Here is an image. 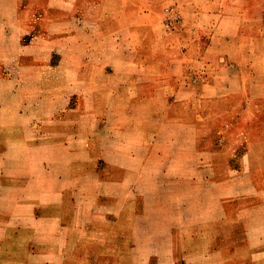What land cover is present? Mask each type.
Listing matches in <instances>:
<instances>
[{"label":"crops","instance_id":"obj_1","mask_svg":"<svg viewBox=\"0 0 264 264\" xmlns=\"http://www.w3.org/2000/svg\"><path fill=\"white\" fill-rule=\"evenodd\" d=\"M202 1L0 0V259L264 264V14Z\"/></svg>","mask_w":264,"mask_h":264},{"label":"rangeland","instance_id":"obj_2","mask_svg":"<svg viewBox=\"0 0 264 264\" xmlns=\"http://www.w3.org/2000/svg\"><path fill=\"white\" fill-rule=\"evenodd\" d=\"M159 2H160V5H158V14L160 15L159 24L164 30L169 31V32H172L178 29L182 25L185 14L191 13L193 8L198 7L197 5H199L201 9H205L207 11L209 9L208 8L209 5L204 3L202 0H158V3ZM245 7H246L245 8L246 13L248 11L252 13H263L264 14V0H247ZM64 27H65L64 20H59V19L56 25L54 26V28L58 31L63 30ZM26 38H24L23 41H25ZM56 54L54 55V60L55 58L57 59ZM251 104L252 106L254 105V107H256L257 102L254 101ZM232 106L238 107L239 101H234ZM218 136H217L218 139H222L221 135L219 137ZM76 236L81 238L85 242L84 245H86V237H85L86 234L81 235L80 233H77ZM4 245L5 246L3 247V249L7 253L6 255L7 257L0 259V264H20L19 260L21 259L19 258L20 256L19 252L17 250L12 252V249H13L12 244H9V245L4 244ZM17 246L19 245H16V247ZM73 251L75 250L73 249ZM12 255H16V258H14ZM24 262L29 264L31 260L25 259ZM72 264H80V261H76L75 259H73Z\"/></svg>","mask_w":264,"mask_h":264},{"label":"built area","instance_id":"obj_3","mask_svg":"<svg viewBox=\"0 0 264 264\" xmlns=\"http://www.w3.org/2000/svg\"><path fill=\"white\" fill-rule=\"evenodd\" d=\"M170 23V22H169ZM167 26H168V24H167Z\"/></svg>","mask_w":264,"mask_h":264}]
</instances>
